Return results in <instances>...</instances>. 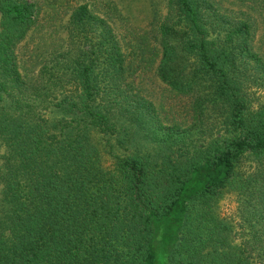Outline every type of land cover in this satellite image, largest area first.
Wrapping results in <instances>:
<instances>
[{"label": "trees", "instance_id": "1", "mask_svg": "<svg viewBox=\"0 0 264 264\" xmlns=\"http://www.w3.org/2000/svg\"><path fill=\"white\" fill-rule=\"evenodd\" d=\"M49 2L64 42L21 69L35 7L0 0V264H153L160 247L264 264V60L240 10L264 22V0H164L158 46L131 26L123 45L112 1ZM152 67L159 108L131 81Z\"/></svg>", "mask_w": 264, "mask_h": 264}, {"label": "rangeland", "instance_id": "2", "mask_svg": "<svg viewBox=\"0 0 264 264\" xmlns=\"http://www.w3.org/2000/svg\"><path fill=\"white\" fill-rule=\"evenodd\" d=\"M35 7V24L26 35L25 39L20 42L15 51L21 69L23 67H39L38 52L52 44L64 42L66 36V27L68 21V11L65 13L61 9H55L49 0H28ZM92 4L93 8L99 11H107L104 5L106 1H112L119 10L111 16L110 22L115 28L117 35L123 45L127 40V34L130 27L139 33L140 30L146 31L151 42L157 44L158 38L155 31L153 20L154 10H158L159 16L164 13V0H84ZM75 1L72 2L74 4ZM103 3V5H102ZM238 6V5H236ZM239 9V8H238ZM246 13L250 12L255 21V45L258 51L263 55L264 60V22L258 17L255 11H249L246 7L240 9ZM157 21V20H156ZM251 21V20H250ZM154 67L147 72L140 70L131 77L134 89H138L142 95L151 100L156 108H159L164 85L157 79L152 71ZM167 100V99H166ZM166 107L171 104L164 102ZM159 110V109H157ZM3 149L0 147V154ZM236 207L233 197H225L220 204L222 215L231 213ZM153 264H168V256L163 247L158 249L157 256Z\"/></svg>", "mask_w": 264, "mask_h": 264}]
</instances>
